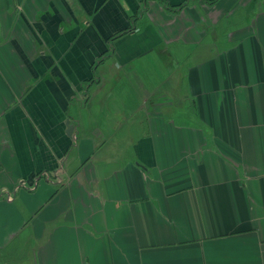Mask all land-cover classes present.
Returning <instances> with one entry per match:
<instances>
[{
  "label": "crops",
  "instance_id": "1",
  "mask_svg": "<svg viewBox=\"0 0 264 264\" xmlns=\"http://www.w3.org/2000/svg\"><path fill=\"white\" fill-rule=\"evenodd\" d=\"M0 264H264V0H0Z\"/></svg>",
  "mask_w": 264,
  "mask_h": 264
}]
</instances>
